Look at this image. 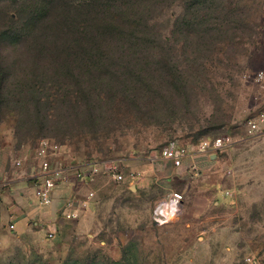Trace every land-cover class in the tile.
Here are the masks:
<instances>
[{
  "label": "rangeland",
  "instance_id": "1",
  "mask_svg": "<svg viewBox=\"0 0 264 264\" xmlns=\"http://www.w3.org/2000/svg\"><path fill=\"white\" fill-rule=\"evenodd\" d=\"M22 3L0 0V12L26 13ZM153 14L160 38L133 63L139 70L129 85L108 87L111 94L92 105V115L73 87L62 99L43 84L55 80V61L1 43L0 63L12 69L0 102L2 188L36 174L44 138L61 144L67 159L122 158L135 178L117 184L102 176L95 208L51 238L35 231L42 227L0 236V264H264V124L255 135L246 127L264 112V95L251 78L264 69V0H163ZM86 72L94 82L89 90H106L95 71ZM35 82V97H42L36 107L33 89L19 90ZM225 134L233 146L213 157L198 151L202 140ZM170 140L190 150L180 168L160 158ZM33 186L30 177L24 190ZM175 191L184 201L160 221L156 209Z\"/></svg>",
  "mask_w": 264,
  "mask_h": 264
},
{
  "label": "trees",
  "instance_id": "2",
  "mask_svg": "<svg viewBox=\"0 0 264 264\" xmlns=\"http://www.w3.org/2000/svg\"><path fill=\"white\" fill-rule=\"evenodd\" d=\"M22 1L24 3L20 7H24L26 13L21 12V9L15 11L4 9L0 12V27H2L0 56L3 49L1 43L13 41L12 44L16 45L18 51H23V54L27 51L26 53L32 54V58L39 56L51 58L55 61L51 68H55L53 70L56 72V78L51 84H43L52 89L57 88L61 92L62 99L68 98L67 91L73 87L76 92V102L80 101L81 104L84 102L88 107L86 112L90 115L94 110L92 105L101 102L102 98L107 99L112 91L110 89L115 85L121 87L122 83H128L131 72L139 70L133 63L150 53L148 46L151 39L160 38V33L153 31L155 26L153 13L162 8L163 0ZM24 45L29 47L25 50ZM25 67L29 70L35 69L33 64ZM21 68H24L22 64ZM120 69L126 70L127 73L116 74ZM48 70L49 68L46 69ZM11 71V68L0 63V102L1 91L3 92L5 88V74H10ZM86 71H89V74L95 71L97 74L92 77L98 79L106 90L97 93L89 90L94 82L86 79L88 75ZM122 77L125 78L120 80ZM37 87L36 82L29 85L24 83L19 90L33 89L30 94L32 102L35 103L42 98L35 97L38 93ZM36 105L39 106L38 102L34 107ZM60 157L65 160L63 163H58ZM79 159L81 158L67 159L65 151L61 152L55 164L74 166L99 158L88 156ZM101 177L97 178L94 186L97 198L93 208L99 200L98 194L102 191L98 186Z\"/></svg>",
  "mask_w": 264,
  "mask_h": 264
},
{
  "label": "built area",
  "instance_id": "3",
  "mask_svg": "<svg viewBox=\"0 0 264 264\" xmlns=\"http://www.w3.org/2000/svg\"><path fill=\"white\" fill-rule=\"evenodd\" d=\"M251 78L260 86L264 95V69L255 72ZM262 124H264V112H261L256 118L248 120L247 134L255 135L260 131ZM235 142L236 140L231 135H220L202 140L198 145V151L216 155L217 152L233 146ZM61 151V144L47 138L42 139L36 150L35 157L38 160V166L34 168L36 174L33 172L31 178L34 180V199L36 203L43 206L53 204L56 188L71 178V171L74 173L75 179L89 187L84 197H71L64 202L61 213L67 220L79 219L86 210L93 207L96 197L94 186L99 176H106L117 183L126 182L130 177L135 178L133 172H126V160L119 157L99 158L74 166L57 165L55 162ZM190 156V150L177 140H170L160 151V158L170 162L175 168H180ZM25 157L23 156L15 162L17 167L23 165ZM227 193L230 192L227 191ZM183 201L184 195L181 192H172L158 205L157 219L168 221L173 214L178 212ZM48 233L49 238L54 236L51 230Z\"/></svg>",
  "mask_w": 264,
  "mask_h": 264
},
{
  "label": "crops",
  "instance_id": "4",
  "mask_svg": "<svg viewBox=\"0 0 264 264\" xmlns=\"http://www.w3.org/2000/svg\"><path fill=\"white\" fill-rule=\"evenodd\" d=\"M134 163L135 162H133V164ZM26 164H28V162H26ZM31 176L32 174L17 178L14 180V183L5 189L2 187L5 186L7 182H2L3 178H0V236L8 232L19 235L22 232L33 229V227H35V229H37V227H42L41 229L35 230L38 233L43 232V230L58 231L59 233L60 226L63 223H80V219L84 214L86 215L87 210L79 219L67 220L61 213L62 207L68 198L84 197L89 190L88 186L75 179L73 177L74 173L71 171V178L56 188L53 204L43 206L36 203L33 187L32 190H24L27 179ZM92 209L93 207L89 210L92 211ZM11 225H13V227H11ZM20 225L22 229L19 230ZM47 240L49 241L48 238Z\"/></svg>",
  "mask_w": 264,
  "mask_h": 264
}]
</instances>
